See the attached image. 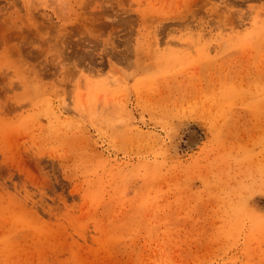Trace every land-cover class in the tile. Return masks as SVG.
I'll return each instance as SVG.
<instances>
[{
    "label": "rangeland",
    "instance_id": "1",
    "mask_svg": "<svg viewBox=\"0 0 264 264\" xmlns=\"http://www.w3.org/2000/svg\"><path fill=\"white\" fill-rule=\"evenodd\" d=\"M0 264H264V0H0Z\"/></svg>",
    "mask_w": 264,
    "mask_h": 264
}]
</instances>
